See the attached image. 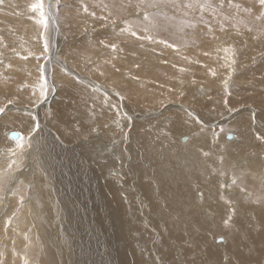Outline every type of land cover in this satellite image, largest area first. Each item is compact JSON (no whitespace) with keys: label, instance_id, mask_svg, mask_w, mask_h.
Instances as JSON below:
<instances>
[{"label":"rangeland","instance_id":"obj_1","mask_svg":"<svg viewBox=\"0 0 264 264\" xmlns=\"http://www.w3.org/2000/svg\"><path fill=\"white\" fill-rule=\"evenodd\" d=\"M37 2L38 0H2L0 2V105L4 103L6 106L5 108L3 106L0 116L4 115L6 108L11 110L10 113L19 112L23 115H29L35 122L34 133L31 137L36 134L41 136L33 148L35 152H31L33 146L30 143L22 150L21 154L24 153L25 156L22 155L20 160L10 157V160L20 161L21 165L12 162L9 167L14 174L32 172V175L36 169L37 172L38 170L43 171L47 176L45 178L42 174L35 177L34 174L30 180L26 179V176L19 177L18 183L20 185L14 183V187L11 188L13 195L9 192L10 188L7 185L0 186L2 187L0 188V264H51L49 260L56 264H62V262L63 264H76L77 259L84 260L83 264L101 263L99 256L96 262L92 260L97 256V252L95 247L92 248L87 242L90 240L95 246L98 237L96 235L94 237L92 234L94 226L87 222L85 212H89L90 218L88 220L90 221L97 219L96 214L98 212L104 216V219H107V224L113 227L112 215L110 214L108 217L104 214L111 212L109 206L112 204L109 202L108 205L107 199L102 195L103 192L101 194L99 191L95 170L91 166L89 158L87 159L84 150H75L77 146L81 148L91 147L88 140L92 137V133L98 137L99 133L95 131H100L101 134H109L108 140L116 142L114 146H111L114 149L111 151L112 157L118 166L114 171L116 185L122 199H128L129 202H127L132 205V210L141 214V222L137 225L146 227L154 235L151 251L157 263L161 262L162 264L158 249L160 247L159 239H163V244L166 245V240L163 238L165 233L161 232L162 227L158 216L151 212L150 206H146L148 202H145L146 199L138 188L137 184L142 177L139 173L140 166H143L144 174L153 184L157 198L159 202L161 201L162 210L170 213L171 220L176 222V230L180 232L185 229L193 230L197 223L189 221L186 211H195L201 219L208 220L210 218L213 226L218 224L223 226L224 223V227L228 228L227 231L230 234L238 237L241 235V242L249 248L247 250L249 253L251 244H246L245 232L242 228L238 229L236 223L240 221L248 225L249 220L255 223L254 215H249L252 211L238 212L235 201L237 199L238 201L252 202L254 203L252 208L256 209L255 203L262 204L264 208V151L254 152V155H251L252 159L254 156V160L260 159L254 173L251 172L252 167H254L252 164L246 165L247 168L241 170V167H246L240 161L242 157L234 158L232 156L236 152L239 138L231 123L236 113L239 116L244 113L242 111L238 114L241 110L250 109L255 137L259 142L264 143V114L256 106L250 104L235 108L220 109L213 107L207 109L209 114L213 115L215 111L222 110L226 113L224 114L226 117L222 115V118L217 117L219 120L215 119L211 123L210 120H205L206 118L203 121L197 119L199 118V115L196 114L197 110L185 101L187 99L201 100L202 98L204 101H211L217 96L223 99V104H225L228 102L230 94L231 96L243 94L240 92L242 86H248L247 89L257 87L255 85L256 80H260L261 73H264L262 70L264 69V5L260 3V0H175V3L170 2V0H42L44 23L40 22V10L32 8V5ZM153 4L156 6H152ZM145 16L148 18L145 19ZM243 36L250 37L252 41L259 44L260 48L250 43L254 47L253 50L250 46L254 54L239 55L243 52L236 49V46L227 47L225 50L228 52L224 51L227 54L219 55L215 52L210 53L208 49L204 48L207 43L203 39H207V42L216 43H220V39H236L239 42L241 38H244ZM91 37H94L95 41H92L94 39ZM148 37L152 38L149 39ZM89 38L90 42H88ZM112 45L116 46L115 49L112 48ZM144 47L150 51L145 50ZM260 62L263 64H259ZM257 63L262 65V69L256 65ZM28 65L29 67H26ZM210 67H219V70L215 72V69L211 70ZM244 67L247 69L243 70ZM252 67L253 70L250 69ZM248 69L251 70L248 72L250 75L244 76V72ZM56 74L63 75L62 79L65 77V82L69 80L71 83L80 82L84 85L87 83V86L96 93L116 99L120 105V111L124 110L122 114L128 124H131L134 117L136 120L144 121L141 122L142 127L144 131L146 130L151 136L153 135L152 143L145 144L141 140H137L135 136L129 135V129L118 128L119 131L116 132L109 128L105 131L102 126L108 118L97 119L92 122V127L88 131L89 139L83 138L81 141L70 142L62 138L65 141L63 142L53 123L51 124L53 110L49 108L53 100L55 101L61 96V89L65 85L64 82L62 83L60 79H57ZM84 77L88 80L87 82L82 80ZM121 77L131 80L134 84L132 96L126 93L124 88L127 85L125 83L119 84L117 79H121ZM206 78L207 81L204 80ZM9 90L12 94L16 91L19 96L27 95L28 98H25L26 101L23 100L18 103V98H8L6 94L9 93ZM145 98L154 101L152 103L143 102L142 99ZM10 101L11 103H9ZM168 106L179 107L174 110H164ZM192 107L193 109H190ZM28 109L32 110L29 111ZM36 109H38L37 112ZM177 109L185 110L183 113L187 117H190L203 128H207L205 134L208 139L207 152H202V148L196 150L198 142L192 130L184 129L173 135L166 132V127L163 124H159L162 126L161 128L159 126L154 127V125H158L157 119L163 115L161 111L167 114L172 113L171 111H177ZM47 111L52 113L51 118H46ZM149 120L153 121V125L152 121ZM163 121L165 123L166 120L163 118ZM150 125L152 126L150 127ZM67 130L72 133L82 132L78 125ZM13 132L21 135V131ZM5 138L17 144L22 141L19 138V141L16 142L7 135ZM84 141L87 142L86 145H81ZM139 143L140 145H138ZM147 145L149 146L147 147ZM6 149L9 150L12 147L6 145ZM42 150L43 152H40ZM29 152L32 153L31 158L26 155ZM43 156L44 162L39 160ZM0 157H2L0 161L6 160L5 156ZM14 168L16 169L14 170ZM217 168L221 171L219 176L221 190L219 189L216 193L211 191L213 187L209 183L211 179L208 170L215 172ZM23 181L25 182L23 183ZM160 181H164L167 187H163L164 194L169 191L174 194L176 193L175 190L178 189L179 196L163 198ZM242 182L254 183V192L253 190L248 191L245 186L241 185ZM35 186L38 187V192ZM203 188H206V191ZM32 192L34 194H31ZM128 192L129 198L126 194ZM238 192H242L241 196L237 195ZM214 193L218 195L216 196ZM206 196L210 199L211 204L206 200ZM181 198L185 203L174 206L171 212L168 211L166 203L173 200L175 204L176 199ZM48 200L55 208L56 206L59 208L56 211L50 208ZM86 203L87 206H85ZM59 204L65 207L59 206ZM23 206L27 207V210L25 209L24 215L21 216L19 211ZM258 208H260L259 205ZM261 213L264 217V212L261 211ZM72 214L76 215L75 218L73 217L75 223L69 227L67 219H70ZM79 214L80 219L77 218ZM57 215H64L63 217L59 216L61 218H59V222L58 218L55 219ZM242 220L244 221L242 222ZM262 222L264 223V221ZM234 224L237 226L236 228ZM65 226L68 228L66 229ZM85 228L90 231H88V235H84L86 234ZM198 228L199 226H197ZM263 229L261 228L262 231H264ZM53 230H58V234L53 236L54 234L51 232ZM49 232L53 236L52 245L54 247L52 249L55 251L48 250L51 255L48 259L45 234H49ZM158 232L159 235H157ZM199 233L204 234L203 231H199ZM89 234L93 237H89ZM227 235H220L213 243L215 245L225 243ZM81 246L85 247L81 250ZM189 246L192 249L189 258L196 264L217 261L215 259L206 260L204 255L197 253H204L207 245L202 246L190 242ZM106 247L110 249L109 244ZM177 250L175 252L178 257H183L180 250L178 248ZM253 256L259 257L258 253H254ZM54 258H57L56 261ZM226 258L227 256L224 254L223 259ZM113 260L115 261H113L114 264H118L116 253Z\"/></svg>","mask_w":264,"mask_h":264},{"label":"bare ground","instance_id":"obj_2","mask_svg":"<svg viewBox=\"0 0 264 264\" xmlns=\"http://www.w3.org/2000/svg\"><path fill=\"white\" fill-rule=\"evenodd\" d=\"M50 2V1H49ZM49 6V5H48ZM78 11V10H77ZM50 12V11H49ZM136 15V14H135ZM139 15V14H138ZM55 16V15H54ZM130 18V17H128ZM80 19V18H79ZM16 20V19H15ZM76 21V20H75ZM90 24V23H89ZM69 25V24H68ZM57 29V28H55ZM101 32V31H100ZM112 32V31H111ZM119 32V31H117ZM78 33V32H77ZM88 33V32H87ZM95 33V32H94ZM99 33V32H97ZM107 33V32H106ZM115 33V32H114ZM102 34V33H101ZM108 34V33H107ZM118 34V33H117ZM90 35V34H89ZM97 35V34H96ZM109 35V34H108ZM100 36V35H99ZM127 36V35H126ZM125 36V37H126ZM96 37V36H95ZM102 37V36H101ZM244 37V36H243ZM59 38V37H58ZM114 38V37H113ZM112 38V39H113ZM121 38V37H119ZM210 38V37H209ZM13 39V38H12ZM91 39H94L92 41H95V38L91 37ZM98 39V38H97ZM123 39V38H122ZM206 41L207 45L204 46L205 49H208L210 53H216V54H224L226 52L225 49L227 47H231V46H236V49H240V51H242L243 53L239 54H254V47H252V44H255L259 47V44L255 41H252V39L249 37H244L243 39L241 38L239 40V42L236 39H220V43H216V42H207V39H203ZM79 41V40H78ZM85 41V40H84ZM90 38L89 41L90 42ZM219 41V40H218ZM81 42V41H80ZM101 42V41H100ZM112 42V41H111ZM209 43V44H208ZM250 43H252L250 45ZM261 43V42H260ZM94 44V43H93ZM98 45V43H96ZM102 45V44H101ZM146 45V44H145ZM155 45V44H154ZM153 45V46H154ZM262 45V44H261ZM91 46V45H90ZM100 46V45H99ZM148 46V45H147ZM253 48V50L251 49V47ZM140 47V46H139ZM156 47V46H155ZM159 47V46H158ZM250 47V48H248ZM263 47V46H262ZM84 48V47H83ZM145 50L150 51V49L144 47ZM152 48V47H151ZM164 48V47H163ZM248 50H245L247 49ZM256 48V47H255ZM260 48V47H259ZM232 49V48H231ZM102 50V49H101ZM202 50V49H201ZM208 50H206L208 52ZM235 50V49H234ZM257 50V49H256ZM259 50V49H258ZM99 51V50H97ZM196 51V50H195ZM204 51V50H202ZM76 52V51H75ZM169 52V51H168ZM228 52V51H227ZM130 53V52H129ZM154 53V51H153ZM157 53V52H156ZM206 53V52H205ZM264 53V52H263ZM93 54V53H92ZM196 54V52H195ZM200 54V53H199ZM227 54V53H226ZM152 55V54H150ZM157 55H162V54H157ZM171 55V54H170ZM229 55H232L231 53H229ZM238 55V54H237ZM202 56V55H201ZM211 57V55H209ZM213 56V55H212ZM261 57V55H259ZM214 57V56H213ZM217 57V56H216ZM229 57V56H228ZM237 57V56H236ZM256 57V56H255ZM70 58V57H69ZM203 58V57H202ZM206 58V57H205ZM230 58V57H229ZM58 59V58H57ZM215 59V58H214ZM240 59V58H239ZM238 59V60H239ZM256 59V58H255ZM258 59V58H257ZM256 59V60H257ZM19 60V59H18ZM17 60V61H18ZM235 60V59H234ZM233 60V61H234ZM14 61V60H13ZM22 61V60H21ZM162 61V60H161ZM207 61V60H204ZM24 62V61H23ZM138 62V61H137ZM210 62V61H209ZM218 62V61H217ZM248 62V61H245ZM244 62V63H245ZM253 62V60H252ZM264 62V61H263ZM12 63V62H11ZM22 63V62H21ZM27 63V62H26ZM25 63V64H26ZM214 63V62H213ZM219 63V62H218ZM222 63V62H221ZM230 63V62H229ZM1 64V62H0ZM227 64V63H226ZM239 64V63H238ZM247 64V63H246ZM253 64V63H252ZM251 64V65H252ZM259 64H263L262 62H260ZM258 63L256 64L257 66H259L260 69H262V65H259ZM15 65V64H14ZM31 65V64H30ZM59 65V64H58ZM184 65V64H183ZM193 65V64H192ZM191 65V66H192ZM225 65V63H224ZM20 66V65H18ZM54 66V65H53ZM162 66V65H160ZM236 66V65H235ZM255 66V65H254ZM253 66V67H254ZM26 67H29L26 66ZM206 67V65H205ZM253 67L250 68L253 70ZM23 68V67H22ZM64 68V67H63ZM129 68V67H128ZM161 70L163 71L162 67H160ZM211 70L215 69L219 70V67H210ZM229 68V67H228ZM16 69V68H15ZM26 69V68H25ZM189 69V68H188ZM247 69V67H244L243 70ZM250 69H248L247 71L244 72V76H246V74H248L249 71H251ZM255 69V68H254ZM13 70V69H12ZM264 70V69H262ZM197 71V70H196ZM206 71V70H205ZM222 71V70H221ZM219 71V72H221ZM20 72V71H19ZM256 72V71H255ZM17 73V72H16ZM52 73V72H51ZM60 73V72H59ZM75 73V72H74ZM208 73V72H207ZM218 73V72H217ZM227 73V72H226ZM228 74V73H227ZM230 74V73H229ZM21 75V74H20ZM183 75V74H182ZM196 75V73H195ZM250 75V74H248ZM255 75V74H254ZM24 76V75H23ZM63 76V75H62ZM62 76L56 74L57 79H60V81H62V83L64 82L65 85H63L64 87L61 89V96L57 99V100H53V102L51 103V108L53 110V118L51 120V124L53 123L54 128L57 130L58 136L62 138H64L67 141H81L83 138H88V131L91 129V125L92 122H94L97 119H104V118H108V120L103 123L102 128L105 129V131H107L109 128L115 130L116 132L119 131V129L122 128V130H130L129 131V135L131 134V136H135L137 138V140H141L143 143H147V144H151L153 139L152 136L149 134V132H147L146 130L144 131L143 127H142V123L144 121H140V120H136V117L133 118V121L131 122V124H128L125 120V116L122 114V112L120 111V105L118 103V101L112 97H104L98 93H96L95 91H93L91 88H89V86H87V83L84 84H80V82L76 83L73 82L71 83L69 80H67V82H65V77L64 79H62ZM77 76V74H76ZM80 76V75H79ZM198 76V75H197ZM220 76V75H217ZM232 76V75H231ZM243 76V75H242ZM243 76V77H244ZM55 77V76H53ZM78 77V76H77ZM139 77V76H138ZM187 77V76H186ZM214 77V76H213ZM254 77V76H253ZM123 77H121V79H117L119 80V84L121 83H125L127 85V87H125V91L128 95H133L134 91L132 89V86L134 87V84L131 82V80L126 79H122ZM190 78V77H189ZM200 78V77H198ZM204 78V77H203ZM246 79V78H245ZM79 80V79H78ZM83 81H88L86 80V78L84 77L82 79ZM160 80V79H159ZM202 80V79H201ZM204 80H208L207 78ZM223 80V79H221ZM227 80V79H226ZM254 80V79H253ZM3 81V79H2ZM1 81V82H2ZM224 81V80H223ZM196 83V81H194ZM198 82V81H197ZM216 82V81H214ZM83 83V82H82ZM94 83V82H91ZM177 84V83H176ZM199 84V82H198ZM223 84V83H222ZM227 84H230L227 82ZM257 87L256 88H251V89H247L246 86H242L240 89V92H243V94L241 95H232L230 94L228 102L223 104V99H220V97H215L214 99H212L211 101H204V100H198V99H194V100H190L187 99L185 102L189 103L190 105H192L196 110V114L199 115V120H210L211 123H213V121H215V119H218L217 117H221L222 115L225 116L224 114H226L225 112H223L222 110H218V111H213L215 114H209L210 112L207 111V109L209 108H235V107H239V106H244V104L246 105H254L256 106L259 110H261V113L264 114V73H261L260 76V80H256V84ZM254 85V86H255ZM7 86V84H6ZM5 86V87H6ZM219 86V85H218ZM228 86V85H227ZM252 86V85H251ZM250 86V87H251ZM1 87V86H0ZM217 87V86H216ZM224 87H226L224 85ZM240 87V86H239ZM193 88V87H192ZM258 88V89H257ZM2 89V88H1ZM55 89V88H54ZM122 89V88H120ZM123 89V90H124ZM196 90V88H194ZM198 89V88H197ZM200 89V88H199ZM229 89V88H228ZM232 89V88H230ZM236 90V88H234ZM6 91V90H5ZM192 91V90H191ZM190 91V92H191ZM208 91V90H206ZM218 91V90H217ZM222 91V89H221ZM233 91V90H232ZM3 92V91H2ZM193 92V91H192ZM211 92V91H208ZM247 92V94L245 95V93ZM35 93V92H34ZM139 93V92H138ZM221 93V92H220ZM231 93V92H230ZM52 94V93H51ZM8 95V98H18V103L20 101H26L25 98L27 99V95H22L19 96L16 91L12 94L9 90V93L6 94ZM109 95V94H108ZM37 96V94H36ZM190 96H192L190 94ZM200 96V95H199ZM5 97V95H4ZM41 97V96H40ZM187 97V96H186ZM225 97V96H224ZM223 97V98H224ZM227 97V96H226ZM199 98V97H198ZM38 99V98H37ZM120 99V98H119ZM52 100V99H51ZM227 100V99H226ZM143 102H149L152 103L154 100H150V99H142ZM158 101V100H157ZM132 102V101H131ZM159 102V101H158ZM23 103V102H22ZM124 103V102H123ZM122 103V104H123ZM48 104V103H47ZM46 104V105H47ZM188 104V105H189ZM126 105V104H125ZM135 105V104H134ZM172 105V104H171ZM175 105V104H174ZM189 105V106H190ZM4 106L1 104L0 105V109H2ZM180 106L182 107V105L180 104ZM6 106H4L5 108ZM122 107V106H121ZM127 107V106H126ZM125 107V108H126ZM136 107V106H135ZM179 107V106H176ZM176 107H172V106H168L167 109L164 108V110H174ZM185 107V106H184ZM190 108V109H193ZM249 107V106H248ZM42 108V107H41ZM132 108V107H131ZM129 109V108H128ZM179 109V108H178ZM177 111H171L172 113H162L163 115L157 116L159 117L157 119V124L158 125H154L155 126H159V124H163L166 127V132L169 134H173L174 133H180L181 130H192L195 134V138L196 141L198 142V146L196 147V150H201V148L203 150H201L202 152H207L206 149V145L207 144V136L205 135L207 133V128H203V126L198 125L197 123H195L190 117H187V115H185L183 113V111L178 110ZM185 109V108H184ZM194 109V111H195ZM29 111L32 109H28ZM40 110V109H39ZM46 110V107H45ZM132 110V109H131ZM134 110V109H133ZM139 110V108H138ZM163 110V111H164ZM212 110V109H210ZM215 110V109H214ZM227 110V109H226ZM239 110V109H237ZM10 109L7 110V108L4 111V115H2V117L0 118V156H5L6 160L4 161H0V186H5L7 185L8 188H10L9 192L11 193V188H13L14 183H16L17 185L20 183H18V178L22 177V176H26L28 180H30L31 176L34 175L36 176H41L43 174V176L45 178H47V176L44 174L43 171L41 170H37L35 169L36 172H33V174L31 175L32 172L30 173H25V174H14L13 170L10 169V165L12 164V162H16L18 165H21L20 161H16V160H20V158L22 157L23 154L22 150L24 148H26L30 143L33 146L31 152H35V150L33 148H35V144L36 142H38V140H40L39 138L41 136H39L38 134H36L34 137L32 135V133H34V129H35V122L32 119V117H30L29 115H23V113H10ZM24 111V110H23ZM36 112L38 111V109L35 110ZM34 111V112H35ZM126 111V109H125ZM141 111V110H140ZM160 111V110H159ZM158 111V112H159ZM167 111V112H168ZM190 111V110H187ZM192 111V110H191ZM192 111V112H194ZM242 115H237V113L234 115V117L232 118V126L235 128L236 131V135L239 138V142L238 145L236 146V152H234L232 155L234 158H238V157H242L241 163L245 164V166L252 164L254 167H252L251 172L254 173L257 169V164H259L260 159H256L254 160V156L252 159L251 155H254V152H258V151H264V143H261L257 140V138L255 137V134L253 132L254 127L252 128V116H251V110L250 109H246L245 110H241L238 114H240L241 112ZM127 112V111H126ZM199 112V113H198ZM208 112V113H207ZM217 112V113H216ZM229 112V111H228ZM1 113V112H0ZM137 113V112H136ZM202 113H206V114H202ZM158 114V113H157ZM194 114V113H193ZM196 117H198V115H196ZM229 114V113H227ZM127 115V114H126ZM144 115V114H143ZM52 113L51 112H46V118H51ZM129 116V115H128ZM203 116V117H202ZM228 116V115H227ZM127 117V116H126ZM152 117V116H151ZM167 117V118H166ZM194 117V116H193ZM195 117V118H196ZM226 117V116H225ZM143 118V117H141ZM163 118L166 120L165 124L163 121ZM222 118V117H221ZM229 118V116H228ZM152 119V118H151ZM146 120V119H145ZM195 120V119H194ZM219 120V119H218ZM222 120V119H220ZM102 121V120H101ZM150 121V120H149ZM152 121V120H151ZM150 121V122H151ZM155 121V120H154ZM197 121V120H195ZM209 121V122H210ZM258 121V119H257ZM261 121V120H260ZM201 122V121H199ZM198 122V123H199ZM208 122V121H207ZM220 122V121H219ZM225 122V121H223ZM203 123V122H202ZM201 123V124H202ZM210 123V124H211ZM261 123V122H260ZM128 124V125H127ZM208 124V123H207ZM42 125V124H41ZM75 125H78V127L80 128V131H82L81 133L77 132V133H72L69 130H67L70 127H74ZM152 125H153V121H152ZM150 125V127L152 126ZM163 126V127H164ZM213 126V125H212ZM146 127V126H145ZM149 127V128H150ZM160 128L162 126H159ZM119 128V129H118ZM157 128V127H156ZM211 128V126H210ZM147 129V128H146ZM21 131V135H19V138L22 140L19 144L15 143L14 141H8L5 138V135L10 136V133L13 131ZM11 131V132H9ZM95 131V130H94ZM258 131V130H257ZM7 132V133H6ZM98 137L94 136L92 133V137L88 140L90 142L91 147H83L81 148L80 146H77V148H75V150L79 151V150H84L85 154L87 155V159L89 158L90 162H91V166L93 167V169L95 170V176H96V180L97 183L99 184L98 189L99 191H101V194L103 192L102 195L105 196V198L107 199L108 205L109 202L112 204V206H109V209H111V212H107L104 213L106 216H110V214L112 215V219H113V227L110 226V224H107V219H104V216H101V214H99L97 212L96 214V218L93 221L88 220L90 218L89 212L86 213V219L87 222H89L91 225L94 226V232H92V234L98 237V240L95 244V246L93 245V242L88 240V244L91 245V247H95L96 252H97V256L92 259L95 260V262L98 259L101 260V263L104 264H114V254L116 253V257H117V262L118 264H161V262L156 261V258L154 257L153 253H152V249H151V243L154 239V235H152L150 233V231L146 228V227H140L137 225V223L141 222V214L136 213L134 210H132V205L129 204L128 199L127 200H123L120 193H119V189L118 186L116 185L115 182V173L114 171L117 169V164L115 163V160L113 159V154L111 151H113V147L114 144L116 142H112L111 140H108V136L109 134H101V132H97ZM127 132V131H126ZM188 132V131H187ZM53 133V132H52ZM126 134V133H124ZM88 136V137H87ZM156 137V136H155ZM19 138L16 140L14 139L16 142L19 141ZM135 138V139H136ZM116 139V138H115ZM132 139V138H131ZM134 139V138H133ZM113 140V139H112ZM187 140V139H186ZM61 141V140H60ZM63 142H65L62 139ZM167 141V140H166ZM87 143V142H86ZM85 141L83 144L81 145H86ZM135 143V142H134ZM136 144V143H135ZM144 144V145H145ZM166 144V143H165ZM168 144V143H167ZM6 145L7 147L10 146L12 147V149L7 150L6 149ZM140 145V143L138 144ZM142 145V146H144ZM231 145V144H230ZM43 146V145H42ZM149 145H147L148 147ZM129 147V146H128ZM141 147V146H140ZM160 147V146H159ZM200 147V148H199ZM232 147V146H231ZM233 149V148H232ZM154 150V148H153ZM235 150V149H234ZM233 150V151H234ZM181 151V150H180ZM40 152H43L40 151ZM49 153V152H48ZM79 153V152H77ZM180 153V152H179ZM198 153V152H197ZM200 153V151H199ZM43 154V153H40ZM45 154V153H44ZM76 154V153H74ZM184 154V153H183ZM26 155H28V158L32 156V153H27ZM181 155V154H180ZM25 156V155H24ZM82 156V155H81ZM10 157L15 158L16 160H10ZM46 157V156H45ZM2 158V157H0ZM74 158V157H73ZM85 158V157H84ZM256 158V157H255ZM39 160H43L44 162V156L42 159ZM80 160V159H79ZM72 161V160H71ZM86 163V162H84ZM89 163V162H88ZM208 163V162H207ZM82 165V164H80ZM78 165V166H80ZM208 165V164H207ZM77 166V167H78ZM235 166V165H234ZM237 166V165H236ZM246 167H241V170H243V168H247ZM50 167V166H49ZM76 167V168H77ZM87 167V166H86ZM44 168V167H43ZM46 168V167H45ZM16 168H14L15 170ZM45 170V169H44ZM45 172L47 173V171L45 170ZM80 172V170H79ZM83 172V171H82ZM145 169L143 168V166H140V176L142 175L141 179L139 180L138 188L140 190V192L142 193V195L145 197L146 201L148 202V205L146 204V206H150L151 212L154 213L155 215H157L159 221L161 222V232L165 233V236H163V238L166 240V245L163 244V239H159V244L160 247L158 249V254H160L161 256V260H162V264H196L195 261L190 260L189 258V253L192 251V249H190L189 243L193 242V243H197V245H202V246H206V250L204 253L201 252H197L199 254H202L205 256L206 260L209 259H215L217 260L216 262H212L210 261L207 264H262L264 263V231L261 230V228H264V223L262 221H264V217L262 216L261 211L264 212V208L262 204H256L255 206H257L256 208H252V205H254V203H250L248 201L245 200H240L238 201L236 199V205H237V209L238 212L240 213H246L247 211H252L251 214L249 215H254V219H255V223L252 222V220L248 223V225L245 223H241L240 221L237 222V226H235V228L237 227L242 228L245 232V236H246V240L245 242H247L246 244H251L250 245V251L249 253H247V250L249 249L246 245H244L241 242V238L240 236L238 237L236 235V233H234L236 236H234L233 234H230L227 229L224 227V223L223 226L221 224L218 225H212V222H210V218L208 220H205L203 217V219H201L199 217V215L197 214V212L195 211H186V216L188 217L189 221H194L197 223V225L194 226L193 230L190 229H185L184 231L180 232L178 230H176V222L171 220V215L170 213H168L167 211L162 210V206H161V201L159 202L157 195L155 193V189L153 184L147 179L146 175L144 174ZM258 172V171H257ZM16 173V171H15ZM50 172L48 171V174ZM120 173V172H119ZM209 176L211 181L209 182L210 185L213 187L211 188V191L213 190L214 192L219 191L220 187V180H219V176L221 174V171L219 170V168H217V170L215 172H211L210 170H208ZM212 173V175H211ZM264 173V172H263ZM82 174V173H81ZM123 174V173H122ZM121 174V175H122ZM135 174V173H134ZM249 174V173H248ZM258 174V173H256ZM33 176V177H34ZM222 176V175H221ZM34 177V178H35ZM156 177V176H155ZM223 177V176H222ZM220 177V178H222ZM241 178V177H240ZM155 179V178H154ZM168 179V178H167ZM243 179V178H242ZM9 180V181H8ZM53 180V179H52ZM156 180V179H155ZM169 180V179H168ZM171 180V179H170ZM247 180V179H245ZM33 181V180H32ZM31 181V182H32ZM173 181V180H172ZM25 181H23L24 183ZM30 182V183H31ZM82 182V181H81ZM196 182V181H195ZM240 182V181H239ZM21 183V184H23ZM66 183V182H65ZM38 184V183H37ZM36 184V185H37ZM84 184V183H83ZM160 184H162V193L164 195L163 198H172L173 196H179V190L175 187L176 193L172 194L168 189L167 191H169L168 193H165L164 188H167L164 184V181H160ZM159 184V185H160ZM200 185V184H199ZM243 186H245L248 191H252L254 192V188L255 185L252 182H242ZM13 186V187H12ZM22 186V185H21ZM24 186V185H23ZM210 186V187H211ZM16 187V186H15ZM18 187V186H17ZM25 187V186H24ZM164 187V188H163ZM2 188V187H0ZM20 188V187H19ZM33 188V187H32ZM37 192H38V187L35 186ZM17 189V188H16ZM206 191V188H203ZM221 190V189H220ZM237 190H239V188L237 187ZM33 191V189H32ZM77 191V190H76ZM98 191V190H97ZM193 191V189H192ZM5 193V192H4ZM89 193V192H88ZM87 193V194H88ZM98 193V192H97ZM217 193V192H216ZM216 193H214L216 195ZM242 192H238L237 195H240ZM3 194V193H2ZM12 194V193H11ZM31 194H34L33 192ZM30 194V195H31ZM52 194V193H51ZM92 194V193H91ZM127 196L129 194L126 193ZM13 195V194H12ZM86 195V194H85ZM101 195V196H102ZM218 195V194H217ZM216 195V196H217ZM32 196V195H31ZM214 196V195H213ZM241 196V195H240ZM239 196V197H240ZM162 197V196H161ZM243 197V195H242ZM12 198V196H11ZM129 198V196H128ZM179 198V197H177ZM206 200L211 204L210 199L207 198V196L205 197ZM14 199V196H13ZM13 199H11L13 201ZM103 199V198H102ZM164 199V200H165ZM175 199V198H173ZM213 199V198H212ZM217 199V198H216ZM177 202L174 204L173 200H171V202H167L166 203V208L168 209V211H172V208L174 206H177L179 204H184L185 201L181 198V199H176ZM175 200V201H176ZM233 200V198H232ZM49 201V200H48ZM128 201V202H127ZM131 201V200H130ZM166 202V201H165ZM218 202V199H217ZM215 204V203H214ZM229 204V203H228ZM62 205V204H61ZM59 204V206H61ZM71 205V204H70ZM258 205L260 208H258ZM34 206V205H33ZM48 206L52 209H54L55 211L59 208H56L50 204V201L48 202ZM63 206V205H62ZM82 206V205H80ZM85 206H87V203L85 204ZM65 207V206H63ZM75 207V206H74ZM228 207V206H227ZM80 208V207H79ZM165 208V207H164ZM229 208V207H228ZM25 209L27 210V207H22L19 211V214L22 216L24 215V211ZM37 209V208H36ZM149 209V208H148ZM63 210V209H62ZM166 210V209H165ZM230 210V209H229ZM23 211V212H22ZM66 211V210H64ZM62 211V212H64ZM34 212V211H33ZM32 212V213H33ZM37 212V210H36ZM69 212V211H68ZM74 212V211H73ZM52 213V212H51ZM59 213V211H58ZM65 213V212H64ZM63 213V214H64ZM37 214V213H36ZM49 214V213H48ZM61 214V213H60ZM78 214V213H76ZM153 214V216H154ZM226 214V213H225ZM228 214V213H227ZM231 214V213H230ZM238 214V213H237ZM56 215V214H55ZM68 215V214H67ZM239 215V214H238ZM243 215V214H241ZM36 216V215H35ZM38 216V215H37ZM49 216V215H48ZM54 216V214H53ZM60 217H63L64 215H59ZM57 215L56 218H58V222H59V217ZM66 216V215H65ZM76 216V215H75ZM74 214L70 215V219L68 220L69 223V227L71 226L72 223L75 219ZM147 216V215H146ZM19 217V216H18ZM50 217V216H49ZM74 217V218H73ZM155 217V216H154ZM228 217V215H227ZM77 218L80 219V214L77 215ZM95 218V217H94ZM61 219V218H60ZM153 219V218H152ZM222 219V218H221ZM229 219V217H228ZM243 219V218H242ZM248 219V218H247ZM253 219V218H252ZM154 220V219H153ZM231 220V219H230ZM229 220V221H230ZM246 220V219H245ZM46 221V220H45ZM56 221V220H55ZM227 221V218H226ZM244 220H242L243 222ZM30 222V221H29ZM43 222V221H42ZM64 222H66V220L64 219ZM77 222V221H76ZM38 223V222H37ZM49 223V222H48ZM62 223V222H61ZM67 223V224H68ZM222 223V222H221ZM234 223V222H231ZM24 224V223H23ZM25 224H27V222H25ZM154 224H156L154 222ZM226 224V223H225ZM230 225V223H229ZM59 226V225H58ZM61 226V225H60ZM76 226V225H75ZM74 226V227H75ZM197 226H199V228L197 229ZM55 227V226H54ZM66 227V226H65ZM78 227V226H77ZM215 227V228H214ZM64 228V227H63ZM68 227H66L67 229ZM230 228V227H229ZM86 229V228H85ZM234 229V228H233ZM75 230V229H74ZM231 230V229H229ZM242 230V231H243ZM247 230V231H246ZM260 230V231H258ZM264 230V229H263ZM88 229H86V234L84 235H88ZM157 231V230H156ZM155 231V232H156ZM199 231H203V233H199ZM258 231V232H257ZM52 234H54L53 236H55L56 234H58V230H53L51 231ZM51 232H49V234H45V246L47 247V254H48V259H49V255H50V251L48 253V250H53L55 251V249H52V247H54L52 244V234H50ZM90 232V231H89ZM198 233V234H197ZM156 234V233H155ZM160 233L158 232L157 235H159ZM224 234H228L227 235V241L225 243L219 244L218 245L214 244V240H216V238H218L220 235H224ZM241 234V233H240ZM93 235L89 234V237H93ZM213 235V237H212ZM64 238V237H63ZM245 238V237H244ZM243 238V239H244ZM55 239V238H54ZM70 241V240H69ZM190 241V242H189ZM56 242V240H55ZM54 242V243H55ZM158 242V240H157ZM156 242V243H157ZM50 245H49V244ZM77 243V242H76ZM111 243V245H110ZM107 244H109L110 249L107 248ZM176 244V245H175ZM49 245V246H48ZM78 245V244H77ZM82 247V246H81ZM85 247V246H84ZM82 247L81 250L84 248ZM88 247V246H87ZM154 248V247H153ZM177 248L180 250V254L183 257H178L177 253L175 252V250H177ZM57 249V247H56ZM58 250V249H57ZM61 252V248L59 249ZM109 250V251H108ZM178 251V250H177ZM254 253H258L259 257L255 258L253 255ZM56 254V253H55ZM55 254H53L55 256ZM227 256L226 259H223V256ZM80 255V254H79ZM51 256V255H50ZM53 256V257H54ZM91 257V256H89ZM77 258V257H76ZM55 259V258H54ZM57 259V258H56ZM55 259V261H56ZM204 259V260H205ZM75 260V258H74ZM91 260V261H92ZM72 261V259H71ZM114 261V262H113ZM49 262L51 264H56L54 261H50ZM53 262V263H52ZM65 262V261H64ZM73 262V261H72ZM71 262V263H72ZM84 260L81 259H77L76 264H83ZM100 263V264H101ZM63 264V262H62ZM87 264V263H86ZM94 264V263H93Z\"/></svg>","mask_w":264,"mask_h":264},{"label":"snow or ice","instance_id":"obj_3","mask_svg":"<svg viewBox=\"0 0 264 264\" xmlns=\"http://www.w3.org/2000/svg\"><path fill=\"white\" fill-rule=\"evenodd\" d=\"M0 2H2V0H0ZM170 2H172V3H175V0H170ZM260 3L262 4V5H264V0H260ZM152 6H156L155 4H153ZM190 6V5H189ZM32 8L33 9H39L40 10V12H41V23H44V19H43V17H44V13H43V3H42V0H38V2L37 3H35V4H33L32 5ZM148 17L147 16H145V19H147ZM133 35H135V33H132ZM149 39H151L152 37H148ZM115 45H112V48L113 49H115ZM227 51V50H226ZM9 103H11V101L9 102ZM3 111V109H0V112H2Z\"/></svg>","mask_w":264,"mask_h":264},{"label":"water","instance_id":"obj_4","mask_svg":"<svg viewBox=\"0 0 264 264\" xmlns=\"http://www.w3.org/2000/svg\"><path fill=\"white\" fill-rule=\"evenodd\" d=\"M10 138H12V139H18L19 138V135L17 134V133H10ZM229 138H230V136H229Z\"/></svg>","mask_w":264,"mask_h":264}]
</instances>
